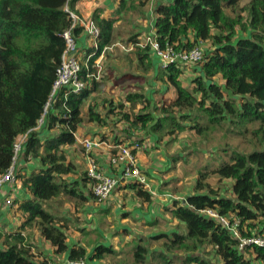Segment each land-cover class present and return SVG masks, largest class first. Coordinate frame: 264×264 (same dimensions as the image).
I'll list each match as a JSON object with an SVG mask.
<instances>
[{
    "label": "trees",
    "instance_id": "trees-1",
    "mask_svg": "<svg viewBox=\"0 0 264 264\" xmlns=\"http://www.w3.org/2000/svg\"><path fill=\"white\" fill-rule=\"evenodd\" d=\"M78 1L0 0V175L12 162L17 137L30 130L20 176L33 159L41 164L23 179L31 197L15 200L25 221L17 230L0 227V264H38L33 260V244L26 226L39 229L57 253L66 252L69 258L85 257L91 264H106V256L117 252L103 244L92 252L80 242L70 245L69 221L47 207V202L63 194L83 202L96 201L92 191L81 186L89 181L87 173L81 182L67 178L76 171V165L67 160L63 146L76 143L75 133L84 121L83 107L98 85L95 61L113 43L116 19L101 17L100 9L94 12L101 34L98 48L93 45L87 53L96 54L85 59L81 74L85 87L67 96L65 88L60 90L45 123L34 130L51 96L65 49L62 33L71 26L66 8L74 10ZM241 1L160 0L155 7V32L162 48L170 44L176 49H191L202 47L201 41L211 47H205L200 64L170 63L160 67L157 79L175 88V97L169 101L162 98L150 103L138 90L124 99L132 111L125 112L123 101L116 105L111 102L110 113L116 112L136 130H147L157 146L182 131L192 130L207 137L224 127L237 134L250 131L262 146L246 153L232 151L227 160L209 171H200L195 192L184 201L170 198L166 210L184 223V229L155 234L152 239H162L160 249H152L139 238L133 253L138 264H264V245L240 249L238 239L218 219L201 213V209L215 208L223 215L235 214L241 219L242 235L264 236V0H248L243 7ZM128 4L142 11L145 1L121 0L119 12ZM80 30L76 29L77 35ZM140 37V33L132 32L128 43L135 48L142 76L138 78L143 80L154 70V52L149 45H139ZM187 68L196 71L188 86L182 79ZM221 77L226 83L216 79ZM88 121L107 124L92 104ZM166 165L170 168L171 159ZM211 167L208 163L205 169ZM210 176L225 183L234 180L229 193L225 188L215 189ZM128 186L143 201L152 203L151 194L141 184ZM182 251L186 256L180 260L174 254Z\"/></svg>",
    "mask_w": 264,
    "mask_h": 264
},
{
    "label": "rangeland",
    "instance_id": "rangeland-1",
    "mask_svg": "<svg viewBox=\"0 0 264 264\" xmlns=\"http://www.w3.org/2000/svg\"><path fill=\"white\" fill-rule=\"evenodd\" d=\"M119 1L120 0H114L117 6ZM143 1H145V5L142 11L138 9H129L124 13L115 14L117 18L114 24L115 35L113 37V45H111L99 59L102 72L99 78H97L99 82L98 89L93 95V100H88L83 107V124L86 127L90 123L87 122V105L91 103L97 107V111L102 112V114L109 119L108 124L100 125L97 130H106L110 127L114 132L126 131L129 136L135 134L132 128H129L124 120H122L121 116H118L116 112L110 113V108L112 107L111 102L115 105L122 101L125 103L123 98L129 92L138 91L139 87L145 92L146 86L149 88L147 82H143L142 79L138 78V76L140 78H142V76H140V69L137 66V56L133 51L135 48L132 44L128 43V38L133 31L139 32L141 34V39L146 38L147 34L152 31L150 26L152 27V21L155 20V16H157L155 7L160 0ZM247 2L248 0H242L241 6H245ZM238 29L240 31L241 28L239 27ZM203 46L204 51L205 47H211L206 41ZM157 59L160 60L158 57ZM82 61L81 59V62ZM84 66L85 65H83V67ZM189 70V73H185L182 78L184 84L187 86L189 84L192 85L193 77L196 76V73H194L196 72L195 70L194 72L192 68ZM123 76L125 77L123 78ZM134 76L135 78H133ZM148 77L150 80L154 78L151 75ZM216 79L221 84L226 83L222 77ZM170 93L173 94V91ZM170 93H167L164 100L169 101L172 98L173 95ZM125 106V112L132 111V109L128 110L131 108L128 102L125 103ZM125 109H123V111ZM128 124H130V122ZM88 129L92 134L95 131L94 127L91 126ZM88 129L85 128L82 134H85ZM251 129L252 125H250V130ZM91 133H87L86 135L94 136ZM145 134L147 135V130ZM129 136H127V141ZM124 140L125 138L120 139L119 142L122 143ZM161 145L166 151L168 159H171L172 165H170L168 169H157L158 171L156 170V172L164 181V185H162L164 192H166V194H172L174 199H179L180 202L184 201L188 194L195 192L196 180L201 170L209 171V169L215 167L216 164L219 165L223 160L228 159V154L232 151L246 153L262 147L256 139H254L250 131L237 134L229 131L225 127L211 131L207 137H203L192 130L182 131L175 134L173 137H168ZM69 148L74 149L73 154ZM82 148L83 146L81 145L63 146L67 160L74 161L76 165V171L67 176L72 182L76 180L82 181L85 178L84 173H86L87 164L85 165L78 157L84 152V148ZM151 149H153L152 146ZM152 152L153 151H150L146 154V159L148 161ZM167 157H164V160H166ZM174 158H177V160H174ZM208 163H211L212 167L205 169ZM144 168L148 169L147 166H144ZM144 173L148 177V182L151 184L150 178L153 180V177L149 176L145 171ZM220 181L223 182L222 179L217 178V176L209 177V182L215 189L225 188L226 194L229 193V189L232 187L234 180H224L226 183H221ZM13 186L15 189H18L19 193L14 192V204L11 207H5L3 205L2 199L6 194L5 190L0 192V204L2 207L0 208V227L5 230H17L24 218L18 204L15 203L17 198L21 199V182H17ZM88 190L90 191V188H88L87 191ZM121 190L128 191L121 192L120 198L123 200L120 206L116 202H111L106 209H99L98 212H94L93 210L90 211L88 202H83L80 198L64 194L47 202V207H50V210L61 218L69 221L70 228L67 231L70 232L68 236L71 238V242H81L88 252H92L99 244L112 246L117 252L106 256L104 260L106 264H138L135 262L133 253L134 245L139 238H142L152 249H160L162 247V239L154 240L152 239L153 236L161 231L170 232L178 230L179 228L184 229V223L179 219L176 220L168 213L167 218L158 217L160 219L153 222V224H148L147 221L140 223L139 219H135L132 216L133 209L135 208L131 202H144V206L146 207V201H143V199L136 194L134 189L133 191L130 189ZM176 196H180V198ZM161 198H163L164 201L167 199L170 200L168 195L162 196ZM136 208H138V206ZM96 210H98V208H96ZM156 218L157 217H155V219ZM201 252L203 253V250H201ZM174 255L182 260V258L186 256V253L182 251ZM33 260L38 262V264H42L43 260H47V258H38L35 253Z\"/></svg>",
    "mask_w": 264,
    "mask_h": 264
},
{
    "label": "built area",
    "instance_id": "built-area-1",
    "mask_svg": "<svg viewBox=\"0 0 264 264\" xmlns=\"http://www.w3.org/2000/svg\"><path fill=\"white\" fill-rule=\"evenodd\" d=\"M71 19V26L67 28L62 37L65 39V49L62 54L61 64L57 68L56 79L53 84L51 96L45 105L44 113L38 121V125L34 130H38L46 120V116L49 110L56 102L57 96L60 90L65 88V95L67 96L71 92H80L85 87V82L81 78L83 71V61L79 57V43L76 29L81 28L82 32H85L87 37L92 40L95 48H98V39L101 34V29L97 25L96 21L91 17H84L68 6L66 8ZM80 30V31H81ZM205 41H201V45H196L191 49H176L174 46L167 44L166 48H162L159 41L156 38L155 30L147 34L146 38L141 39L139 45L141 47H149L153 50L154 54L160 59L159 63L161 67H165L170 63H186V64H200L204 49L203 44ZM94 53L88 54L86 59L93 56ZM101 74V67L98 66V73L96 79ZM98 80V79H97ZM130 125V124H128ZM129 128H132L131 125ZM135 134L129 136L128 141L120 143L112 140H104L97 137L80 136L75 133L76 141L78 140L84 148V157L86 160L87 168L86 173L89 178L88 186L92 193L96 196L97 203L106 202L112 194L122 185L128 183H139L142 186H146L153 195L156 194L153 191L152 186L148 182V177L143 172L138 158L139 151L149 150L153 146V139L151 135H145V131L142 129L136 130L132 128ZM31 130L20 134L13 146V158L8 169L0 175V192L5 190L7 195L3 198V205L5 207H11L14 204V184L21 182V165L23 162L22 153L27 141L30 138ZM142 136V137H140ZM108 151V164L117 170V173H110L105 170L104 163L97 155L100 150ZM11 189H10V188ZM170 198H173L172 194H166ZM165 195V196H166ZM177 197V196H176ZM178 198V197H177ZM201 213L218 219L230 232L232 236L239 241V248L245 249L254 245H264V236L252 235L244 236L241 233V219L235 215H223L220 214L215 208L201 209ZM46 264H91L85 257L69 258L65 262L57 263L51 259H48Z\"/></svg>",
    "mask_w": 264,
    "mask_h": 264
},
{
    "label": "crops",
    "instance_id": "crops-1",
    "mask_svg": "<svg viewBox=\"0 0 264 264\" xmlns=\"http://www.w3.org/2000/svg\"><path fill=\"white\" fill-rule=\"evenodd\" d=\"M120 6H121V0L119 1L118 6L114 2V0H79L76 3V5H75L74 11L77 12V13H79L80 15H82L84 17H91V18H93L94 12L97 9H100V11H101L100 12L101 13L100 14L101 17H103V18L113 17L114 19H116L117 16L115 14H117V13L120 14L122 12L124 13L125 11H127L129 9H132L130 7V4H128L127 8H125L124 10H122L121 12H119ZM155 23H156V18H155V20L152 21V27L150 26V28H152L151 29L152 31L155 30ZM133 32H135V31H133ZM131 34H130V36H131ZM130 36H129V38H130ZM129 38H128V40H129ZM78 43H79V57H80V59L83 60V63H84V60L88 56L87 53L89 52L90 48L93 46V42H92V40H90L87 37V35L85 34V32L79 31V34H78ZM129 44H131V43H129ZM111 45H113V44H111ZM109 47H107V48L105 47L101 51L99 57L95 61L97 67L98 66L101 67V64L99 62V59H100V57L103 54H105L106 50ZM93 53L96 54V52H93ZM152 55H153L152 57H153V63H154V70L151 73H149L142 80L143 82H147V84L149 85V88L147 86H146V88L144 87L145 88V92H144V90L141 87H139L138 90H142L143 93H144V95L146 96V98L148 97L150 99V102L155 104L156 102L160 101V99H162V98L164 99V97L167 96V93H170L171 91H173V94L172 93H170V94H172L173 95L172 98H174L175 97V88H173V87H171L169 85H166L165 83H162V81H160L159 79H157L158 71H159V69H160L161 66H160V63H159V60L157 59V57L154 54H152ZM137 66H138V58H137ZM187 69L185 71L186 74L189 73V71H190L189 70L190 68L188 70ZM192 71L194 72L193 69H192ZM101 72H102V70H101ZM149 75H151L152 77H154L153 80H150L149 79V77H148ZM124 77L125 76H123V78ZM133 78H135V76ZM98 86H99V82H98V85H97V89H98ZM97 89H96V91H97ZM95 92H93L91 94L89 100H93V95H94ZM125 97L123 99H125ZM90 104L87 105L88 106L87 116H88V113H89V105ZM93 106L96 108V110H98L95 105H93ZM100 113L102 114V112H100ZM82 115L84 117V112H83ZM102 116H104L106 118L107 124H108L109 119L105 115H103V114H102ZM83 122L80 124V126H79V128H78V130L76 132L80 136L97 137V138H102L104 140H108L110 142L112 140H114V141L117 142L118 141V138H121V139H124L125 138V140H127V136H129L126 131L125 132H121V131L114 132V130L111 129L110 127H108V129H106V130H97V128L100 127V125H102V124L98 123L97 121H87V122H90L87 127L83 124ZM124 122L129 127V125H128L129 122H126V121H124ZM90 126L91 127H94V130L95 131L93 132V134L88 129ZM85 128H87L88 131L85 132V134H82V131ZM87 133L88 134L91 133L94 136H91V135L88 136V135H86ZM151 139H153V136H151ZM74 145H81L82 146V144L78 140L76 141V143ZM69 146H73V145H69ZM152 147H153V149L150 148L149 150H145V151L139 152L138 158H139V164H140L143 172L145 171L149 176L153 177V180H151V178H150V181H151V184L150 185L152 186V189H153V191L156 192V194L154 196L151 193V191L146 186H142L146 191H148L151 194V197H152V200H153L152 203L149 204V203L146 202L145 203L146 204V207H145L144 206V202H142V203H140V202H131V203H133V207L135 208V209H133V212H132L133 218L139 219L140 223L143 222V221H147L148 224H153V222L159 220L160 218H158V217L167 218V213L170 214L166 210V206H168L167 204L169 203L170 200L167 199L166 201H164L163 198H161L162 196H165V194H166V192H164V189L162 187V185H164L163 184L164 181L162 180L161 176L160 177L158 176V174L156 172L157 169L159 170V169H168L169 168L166 165L168 159L164 160V157H167L166 156V151L163 149V146L161 144H159L158 146L155 145L154 144V139H153V146ZM69 150L73 154L74 149L69 148ZM150 151H153V152H152L151 157L149 158V161H148L146 159V154L148 152H150ZM97 155H99L100 156V159L103 161L104 168H105L106 171H108L110 173H117V170L114 169V168H112L108 164V155L109 154H108L107 149L98 151L97 152ZM78 157L86 165V160H85V157H84V152L82 153V155H79ZM40 166H41V164H40L39 159H33L32 161L28 162L26 164L25 169H23V172H22V175L23 176L21 177V198H30L31 197V194L28 192V190H26L23 187V179H24V177L26 175L27 176H30L31 172H33V170L39 168ZM144 166H147L148 169L147 168H144ZM24 171H25V173H24ZM79 181L81 182V180H79ZM87 182H88V180H87ZM129 184L130 183L124 184V185L120 186L112 194V196L106 202H104V203H101L100 204V203H97L95 200L93 202L92 201H89L88 202V205L91 208L90 211H92L94 209L93 210L94 212H98L99 209H106L108 207L109 203H111V202H116L120 206V203L123 200L122 198H120L121 192L122 191H128V190H121V189H130V190L133 191V188H130L128 186ZM88 185H89L88 183L86 185H84V183L81 184V186H83V189H85L86 191L89 188ZM13 190H14V192H18V189L12 188V191ZM192 193H190V194H192ZM177 197L180 198V196H177ZM134 203H137V204H134ZM137 206H138V208H136ZM96 208H98V210H96ZM23 217L24 218H23V221L21 222V225H22V223L26 219V216L24 214H23ZM155 217H157V218L155 219ZM127 229H129V228H127ZM129 231H131V230H129ZM67 232H68V234L70 233L69 231H67ZM26 233L28 235L29 242H31L33 244V247H32L33 248V252H34V254L36 253V256L38 258H41V257L42 258L43 257L44 258H48V259H51V260H53L54 262H57V263L65 262V261H67L69 259L68 253H66V252H64V253H57L55 247L42 236V234L40 233L39 229L35 228L34 230H31L30 227L26 226ZM127 237H129V236H127ZM68 240H69V244L70 245H73V244H76L77 243V241L76 242H71V238L70 237H69ZM259 264H263V263H259Z\"/></svg>",
    "mask_w": 264,
    "mask_h": 264
}]
</instances>
